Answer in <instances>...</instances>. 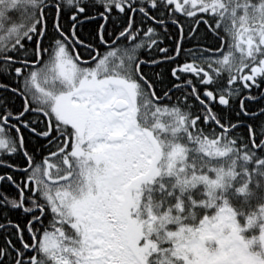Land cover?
Segmentation results:
<instances>
[{"label": "snow or ice", "instance_id": "1", "mask_svg": "<svg viewBox=\"0 0 264 264\" xmlns=\"http://www.w3.org/2000/svg\"><path fill=\"white\" fill-rule=\"evenodd\" d=\"M0 264H264V0H0Z\"/></svg>", "mask_w": 264, "mask_h": 264}, {"label": "trees", "instance_id": "2", "mask_svg": "<svg viewBox=\"0 0 264 264\" xmlns=\"http://www.w3.org/2000/svg\"><path fill=\"white\" fill-rule=\"evenodd\" d=\"M167 69H168L167 65H162L160 68H156V69L150 68V69H147V71H149L150 73L161 72V71L164 72L165 73V80L167 82V79L170 78V74L168 73ZM13 159H15V157H13ZM5 187L8 188L9 191H12V189L10 187H8V186H5ZM16 215H17L16 213H12L11 218L16 219Z\"/></svg>", "mask_w": 264, "mask_h": 264}]
</instances>
